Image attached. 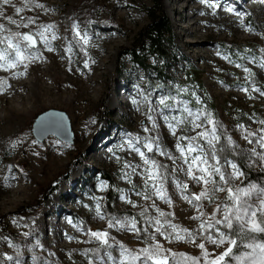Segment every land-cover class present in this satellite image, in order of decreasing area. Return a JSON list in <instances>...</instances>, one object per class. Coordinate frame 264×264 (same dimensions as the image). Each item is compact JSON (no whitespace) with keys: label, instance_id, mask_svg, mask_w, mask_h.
Returning a JSON list of instances; mask_svg holds the SVG:
<instances>
[{"label":"rangeland","instance_id":"rangeland-1","mask_svg":"<svg viewBox=\"0 0 264 264\" xmlns=\"http://www.w3.org/2000/svg\"><path fill=\"white\" fill-rule=\"evenodd\" d=\"M48 1L56 2L57 5L51 12L53 18L57 21L61 18L66 19L59 23L62 24L60 27L65 30V33H60L57 36L58 50L65 52L66 55L69 54L64 41L71 44L73 48H77L78 43L67 34L68 30H73L75 24L79 26L81 35L87 36L88 46L93 50L95 56L93 59L77 57L78 64L84 63L82 76L78 77L67 70L64 71V65L68 63V60L59 59L57 52L52 51V65L55 66L56 75L51 79L52 81L46 80L44 85L54 89L58 86L61 87L67 79L76 83L80 89L81 86L84 87L82 85V81H84L87 85L82 88L84 96H80L75 90L73 92L74 101L68 103L65 96L55 95L52 102H38L35 109L23 117H17V120L11 116L13 126L9 124V120H5L1 124V130L11 125L8 132L13 134L11 140L15 142H23V139L27 138L30 143L39 147L54 141L59 146H65L68 151L56 155L52 160L53 171L45 169L47 172H44L42 176L35 177L32 184H29L30 174L27 173L29 163L27 161L18 163L15 160L14 179L23 182L30 189H26V193L20 195V197L27 198L22 204L17 207L7 206V209L0 210V264H89V260L99 262L97 258L112 250L121 259L120 244L133 253L150 246L153 241L149 237L155 232L149 227V222H152L153 219L175 222V219L171 218L172 216L181 222V229H188L196 236L197 244L204 242L211 253L219 254L224 251L228 245L225 244L217 248L208 243L200 235L199 225L203 219L212 215L217 205L221 206V211L216 212V216L222 218L223 205L231 206V202L226 199L227 193L216 192L214 202L208 199L200 201L199 203L206 213L205 217H201L200 220L191 218L199 215L195 206L196 202L189 204L187 200L183 199V196L199 193L204 186L189 179L188 164L176 151L177 137L173 136L168 128L169 123L175 125V120L179 119L184 122L175 125L177 136L192 137L204 130L211 132L213 125L207 122L208 113L216 122V134L220 139L218 142L213 141L211 145L207 142L210 136L205 139H197L196 143L200 145L199 154L208 158L210 164L221 167L222 171L228 175L232 173L230 165L235 163L244 175L239 180H232L233 188L256 186L257 191L252 194L249 202L252 204L253 210L257 211V223L264 226V213L259 212L260 200L264 199V191H261L264 189V160L260 159V156L264 155V149H261L260 145L256 143L262 134L260 130L264 128V124L260 123V121H264V102L259 103L256 99L251 100L244 97L246 93L244 89H257L254 92L264 100V95H261V91H264V67L261 66L264 65L261 63L264 58V0H229L224 8H219L218 4L209 5L212 0H208L206 4L193 3L190 8L187 7V0ZM14 2L15 0H12V3ZM199 6L210 15L205 14L203 10H194L190 14L189 9ZM0 11L3 12L5 23L8 24L2 5H0ZM28 12V9L24 10V13ZM154 20L166 21L169 25V42L165 44L168 57L149 56V68L143 70L132 62L129 51L142 52L148 46L147 29ZM193 24L194 26H192ZM246 28L252 30L246 31ZM92 30L104 34L92 38ZM199 30L201 32L195 35ZM6 32L8 35L10 34L9 30ZM31 32L35 33L36 30ZM208 33L212 35L207 38H213L210 40L214 43L213 48L210 49L212 52L205 53V48L209 47L210 43H202L198 37H204ZM188 40L193 42L197 40L198 43H192L196 45L192 47L195 49L194 52L191 54L187 51L177 52L175 47H184L188 44ZM36 49L30 51L33 52ZM198 54H203L206 59L197 60L196 55ZM70 63L73 65L72 62ZM86 63L87 67H85ZM244 68H248L251 75L244 72ZM158 70L165 75V77L163 76L165 81L159 82ZM190 73L197 74L198 79L195 83L192 81V76H189ZM234 81L236 82L234 83ZM133 82L137 83V88L144 97L147 98L149 94L158 96L155 111L158 112L159 131H146V135L142 133L141 126L144 120L136 117L139 107L146 106V103L139 99L138 93L131 87ZM35 88L32 89V92L37 94L38 90ZM27 94L29 93L26 92ZM242 94L243 97L240 98ZM161 99H165L168 107L159 103ZM5 101L6 99L0 107V113L6 110L7 106L15 105V103L9 102L8 104ZM185 109L193 113L202 111L205 113L198 121L203 124L202 128L193 130L192 124L188 123L192 117H189ZM49 110L66 114L70 121L71 142L62 141L53 135L46 137L41 142L34 138L32 130L36 119ZM114 124L122 127L119 131L121 140L118 146H114L113 143L108 144L113 140L115 134ZM241 125L243 127H240ZM129 128L131 130L126 132L125 130ZM248 132H252L254 135L245 138ZM229 139L232 143H229ZM130 140L134 147L144 152L146 158L165 166L160 169L161 176L156 180V183L163 184L167 199L172 201L171 205L167 203L161 208L160 211L165 213L164 217H160L155 209L161 204L155 202L153 182L145 183L148 165L144 164L137 152L129 149L128 141ZM249 140H252V143H249ZM10 142L8 140L6 144L8 145ZM148 142L153 143V152H148L141 147ZM182 143H187V141ZM157 145L161 151L167 154H157L155 152ZM253 149H255V155ZM88 153L99 155V162L86 161ZM212 154H215L219 160L218 165L216 160L211 159ZM3 156L4 153L0 151V162H3ZM169 156L173 159H169ZM84 164L88 166V170L82 173L80 179L74 180L75 187L68 191V194L73 198L68 201H58L67 206V212L59 216L54 210H51L46 214L45 204L49 197L58 193L62 185L68 179L73 178L70 173L76 167L80 166L81 171ZM125 164L132 167L125 168ZM126 173L127 176H125ZM67 174L69 175L64 180ZM195 174L200 175L198 172ZM213 178L219 182L218 177ZM129 180L131 183L128 182ZM102 182L107 187L104 191H99ZM59 183H61L60 188ZM184 184L188 185L187 192L181 190V186ZM143 195L149 196L150 199H143ZM121 196L132 201L136 206L133 207L126 200H121ZM94 197L97 199H93ZM9 199L15 201L17 197L14 193L9 195L0 193V203H7ZM165 201L167 202V200H162V202ZM98 203L100 215L104 219H100L96 214ZM16 218H18V222L14 220L15 224L6 226L5 223L8 219ZM39 218L46 220V223H54L55 228L57 227V231L51 228L45 231L47 237L51 236L52 240H55L53 245L46 249H41L38 246V244L42 245L45 240L39 237L35 243L34 238L32 239L28 232L23 233V230L27 231L28 226L37 222ZM125 218L127 222L135 219L141 236L136 235V237L130 238L123 236L118 230H114L115 227H108L109 222L116 223V221H123ZM215 227L211 230L213 235H215ZM235 227L239 229V223H235ZM63 229L70 233L76 231L79 235L84 233V237L91 240L85 244L86 250L74 249L61 252V247L70 244L73 246L77 242L71 241L69 238L62 239L61 230ZM89 230L107 232L112 247L107 250L101 248L99 242L85 234ZM164 231L171 233V229L167 227ZM221 231H227V229L221 228ZM229 235L237 240L238 247L233 249L228 264H251V258L258 257L259 250L253 252V249L246 245L264 243V233L250 232L246 226L243 232L229 233ZM157 241L164 249L169 250L163 253L168 256V264H192L184 257L175 255L178 253L195 257L199 264H204L201 250H198V247L192 243L193 248L190 247V243L178 242L175 239H172L171 242L164 238ZM94 249H99V252L94 253L92 251ZM5 250H7L6 253ZM85 252L87 255L84 254ZM84 256L86 259H81Z\"/></svg>","mask_w":264,"mask_h":264},{"label":"snow or ice","instance_id":"snow-or-ice-1","mask_svg":"<svg viewBox=\"0 0 264 264\" xmlns=\"http://www.w3.org/2000/svg\"><path fill=\"white\" fill-rule=\"evenodd\" d=\"M200 2L206 4L208 3V0H200ZM11 3L12 0H0V5H10ZM22 4L23 7L15 8V11L18 15L25 9L31 11L32 8L41 9L45 7L42 3L36 2V0H22ZM229 11H231V9H229ZM0 16H3L2 11H0ZM6 19L8 24L16 25V27L18 28H28L29 25H35L36 23L33 17H28L26 20L24 17H21V21H24L23 23L17 22L11 16L6 17ZM52 28L53 25H39L37 26V31L35 33L31 31H16L10 32V34L7 36L0 37V44L6 45V48L0 50V72H11L10 78L12 79L25 75V72H17L16 69L23 67L25 70H27L28 63L26 61L37 59V55L34 52L30 51L37 48V37L39 38V43L43 44L47 51H53V48L50 46L48 36L46 35L47 33L52 31ZM251 30V28H246V31ZM4 31L8 30L6 29L4 24H0V32ZM73 32L75 36L82 39L85 44L88 43L87 36H82L75 24L73 25ZM51 39L55 40L57 39V37L55 35H52ZM70 50L71 49H69V51ZM261 66L264 67V65ZM85 67H87V63L85 64ZM237 67L240 66L237 65ZM243 70L244 72L251 75V72L248 68H244ZM8 87H10L8 78H0V94H3V92ZM256 90L257 89H253V91ZM244 91H247V89H244ZM261 95H264V91H261ZM159 103L161 105H164L165 107H168L165 99H161ZM185 111L188 112L189 117H192V119L188 121V123L192 124L193 130L203 127L202 123H198V121H200L201 119V116L205 115L203 111L200 113H193L188 109H185ZM148 119L153 120V117L149 115ZM165 120H167V117H165ZM183 122L184 121L182 120L176 119L175 125H179ZM207 122L213 125L211 132H209L208 130L200 131L196 136L192 137H185L183 135L177 136L176 126L172 123L168 124V128L171 134L177 137V143L175 145L176 151L180 153V156L183 157L185 162L188 164L187 175L189 179L194 180L197 183H201L204 186L199 193H193L190 196H183V199L187 200L189 204H192L194 201L196 202L195 206L196 210L199 212V215L193 216L191 218L194 220H200L201 217H205L206 213L204 212L202 205L199 203L200 201H202L203 199H208L209 201L214 202V194L216 192L227 193L226 199L231 202V206H229L228 204L223 205L222 218H217L216 216V212L221 211V206L217 205L212 215L202 220L199 228L200 235L203 236V238L208 243L215 245L217 248H220L225 244H227L228 247H226L224 251L220 252L219 254L211 253L206 248L204 242L198 244L196 243L197 238L192 232H189L188 229H181L177 225L172 224L167 220L162 222L160 219H155L154 224L151 221L149 222V227L152 228L153 232L160 235L169 242H171L172 239H175L178 242H188L194 244L201 250L204 264H228V259L232 256L233 249L235 247H238L237 240L231 238L229 233L243 232L246 226L247 230L250 232L264 233V226H261L260 223H257V211L253 210L252 204L249 202L252 194L257 191L256 186L253 185L251 186V188H233L231 186L232 180H239L244 175V173L237 168V165L235 163H232L230 165L232 168V173L231 175H228L226 172L222 171L221 167L210 164L208 158L199 154L200 145L196 143L197 139H205L210 136V139L207 140L210 145L213 141L218 142L220 139V137L216 134V122L212 119L210 113L207 114ZM260 123L264 124V121H260ZM153 127H156L154 121ZM240 127L243 126L241 125ZM145 131H148V129L145 128ZM260 131L262 134L260 135L256 143L260 145L261 149H264V128H262ZM253 135L254 133L248 132L245 138ZM183 141H187V143H182ZM229 143H232L230 139ZM249 143H252V140H249ZM128 145L129 149L131 151L137 152L143 160L144 164L148 165L147 180L145 183L147 184V181H152V187L155 191L156 197L160 200H167L168 204L171 205L172 201L170 199H167L163 184L156 183V180L161 176L160 169L165 166L159 165L155 160L146 158L144 152H141L139 148L134 147L131 140L128 141ZM144 147L148 150V152L154 151L152 142L145 143ZM155 152L159 155L167 154L164 151H161L158 145L155 148ZM253 154H256L255 149H253ZM168 158L173 159V157L171 156H169ZM211 159L216 160L217 165L219 164V160H217L215 154H212ZM260 159L264 160V155L260 156ZM124 167L129 168L132 166L129 164H125ZM133 171H135L134 168ZM197 172L200 173V175H196L195 173ZM125 176H127V173L125 174ZM213 177H218L219 182H217V180H215ZM128 182L131 183L130 180ZM106 187L107 185L102 182L100 184L99 191H104ZM181 190L182 192H187L188 185H182ZM261 191H264V189H261ZM137 194L139 195V193ZM93 199L97 198L94 197ZM120 199L126 200L124 196H121ZM143 199L148 200L150 199V197L147 195H143ZM126 202L132 204L133 207L136 206L130 200H126ZM156 211L158 212V215L160 217L165 216V213L160 211L159 209H156ZM259 212L264 213V199L260 200ZM96 214L100 219H104V217L100 215L99 203L97 204ZM234 222L239 223V229L235 227ZM117 226H119L120 228H130L133 234L139 235V230L136 227L135 219L131 220L130 222L116 221V223L109 222L108 224L109 228ZM166 227L171 229V233H166L164 231ZM214 227L215 235H213L211 232ZM221 228L227 229V231H221ZM181 233H185L186 235H182ZM85 234L88 237L99 242L101 248L105 250L112 247V245L109 243V234L105 231L89 230ZM149 238L153 241V243L148 247L138 250L136 253H133V251L129 250L123 244H120L119 248L121 249V259L118 262L113 261V264H135V262L137 261H139L140 264H168V256L163 255V253L169 250L163 248V246L156 240V236L152 235ZM69 239L72 238L69 237ZM84 242L89 243L91 242V240H87ZM246 247L252 248L253 252H255L257 249L259 250L258 257L254 256L251 258V264H264V243L250 244L246 245ZM92 251L94 253H98L99 249H94ZM84 254L87 255V252H85ZM105 254H107V252ZM175 255L184 257L185 260L191 261L192 264H199L198 259L195 257L186 256L184 253H178ZM7 258L12 259L11 257ZM109 259L111 260L112 257L109 256ZM89 264H92L91 260H89ZM100 264H103V261H100Z\"/></svg>","mask_w":264,"mask_h":264},{"label":"bare ground","instance_id":"bare-ground-1","mask_svg":"<svg viewBox=\"0 0 264 264\" xmlns=\"http://www.w3.org/2000/svg\"><path fill=\"white\" fill-rule=\"evenodd\" d=\"M36 2L42 3L45 7L41 8V9L32 8L31 11L28 10L29 11L28 13H24V11H23L19 15L16 13L15 8L16 7H23L22 0H15V2L10 4V5H2L4 7V10L6 12L5 15L7 17L13 15L12 18L19 23L24 22V21H21V17H24L25 20L28 17H33L36 21L35 25H29L28 28H23V27L18 28V27H16V25L6 24L4 16L0 17V24H4L6 29H8L10 32H16V31L27 32V31H34V30L37 31V26H39V25H53L52 31L46 34L48 36L49 41H50V46L53 48V51L57 52L59 59H61V60L67 59L68 60V63L66 65H64V71L67 70V71L71 72L73 75L81 77L82 76V67L84 66V63L82 62V64H78L77 57H81L82 59L89 57V58L93 59L95 56L93 53V50L88 46V43L85 44L82 39L77 38L75 36L73 30L72 31L68 30L67 34L70 37H72V39H74L78 43V46H77V48H73L71 46V44H69L67 41H64L63 43H64L65 47L68 50L69 49H71V50L69 51V54H67V55L65 54V52H60L57 48L56 39L52 40L51 37H52V35H55L57 37L60 33H65V30L60 27V25H62V24H59V23L66 20V19L63 20L61 18V20L57 21L53 18V13H51V12H52V10H54V8H56V6H57L55 4L56 2L55 3L49 2L48 0H36ZM187 2H188L187 7L190 8L193 3L200 2V0H187ZM226 2H229V0H222V1L212 0V2H209L210 3L209 5L218 4L219 8H224L226 5ZM112 8H114V6H112ZM189 10H190V14L193 13L194 10H197V11L203 10L205 14L210 15L201 6H199L198 8L192 7V9H189ZM187 13L189 14V12H187ZM205 23H208V22L205 21ZM192 26H194V24ZM77 29L79 30V26H77ZM196 32H195L196 33L195 35H198V33H200L201 31L199 30ZM101 34H102V32L96 33L94 30L91 31V37L92 38L98 37ZM7 35L8 34L6 31L0 33V37L7 36ZM210 35H212V34L208 33L204 37H198L202 43H210V46L205 48V53L212 52L210 49L213 48L214 42H212V40H210V39H213V38H207ZM187 43L188 44L185 45L186 47L185 46L184 47L182 46L181 48L175 47L176 51L179 53H181L183 51H187L189 54L193 53L195 49L192 47H195L196 45H193L192 43H198L197 40H195V42L188 40ZM4 48H6V45L0 44V50H3ZM196 49H198V48H196ZM33 52L37 55V59L32 60V61H26L28 63L27 70H25L23 67L16 69L17 72H21V71L25 72V75L20 76L18 78H15V79H17L16 81H15V79L10 78L11 72H0V78H8V83L10 85V87H8L3 92V94H0V107L2 106V103H4V99H6L5 103H8V104H9V102L15 103L14 106L9 105L6 107V110H3L0 113V151L4 153L3 162H0V193H3L4 195H9L10 193H14V195L17 197V199H15V201H12L11 199H9L7 203L1 202L0 203V210L1 209H7L6 208L7 206L8 207H11V206L17 207L18 205L22 204L25 201V199H27L25 197H20V195L22 193L23 194L26 193V191L30 188L26 187V185L23 182L14 179V175H15V173H14V169H15L14 162H15V160H17L18 163L25 162V161H27L29 163L27 173H28V175L30 174L29 184H32V183H34L35 177L42 176L44 174V172H47V171L52 172L53 171L52 160L54 159V157L56 155H59L61 153H67V151H68V149H66L65 146H59L54 141L51 142L50 144L45 145V146L36 147L32 143H30L27 138L23 139V142H15V141L11 140V138H13V134L9 133L8 131L10 130L11 125L13 126L14 124L11 121L10 117L13 116V117H15L14 120H17V117H23V116L27 115L28 113H30L33 109H35L38 102H40V103L41 102L42 103L52 102L54 100L55 95L65 96V98L67 100L66 102L69 103L75 98V95H73V92L75 90L80 96H84V94L82 93V88L87 87V85L84 83V81H82V83H83L82 85L84 87L81 86V88L78 89L79 86H77L76 83H74L70 80H67V79H65V81L61 87L58 86L57 88H54V89H50V88L46 87L44 85L46 83V80L52 81L51 79L56 75L55 66L52 65V61H53L52 52L47 51L45 46L43 44L39 43V38H38L37 49L33 50ZM196 59L202 60V59H206V57L203 54H198V55H196ZM70 62H72L73 65H71ZM254 62L257 63V61H254ZM261 63L264 64V58L262 59ZM57 68L60 69V67H57ZM61 72H63V71H61ZM241 78L243 79V76ZM235 82L236 81H234V83ZM35 87H37V88H35ZM131 87L134 90H136V92L139 95V99H141L144 103H146V106H140L139 107L138 115L136 117V118H140V120H144L143 125L141 126L142 133L144 135H146L145 128L148 129V132L159 131L160 130V127L158 126L159 125V119L157 118L158 112H157V110L155 111V106L158 103V101H157L158 96L154 95V94H149L147 96V98H146V96L144 97L142 95L141 91L138 90L136 82H133ZM33 88L38 90L37 94L32 92ZM26 92H28L29 94L26 95ZM111 97H112V95H111ZM242 97H243V94L240 96V98H242ZM244 97L245 98L247 97V99L250 98L251 100L256 99V101L259 103L264 102L263 98L258 96V94L256 92H254L253 90L247 89ZM109 111H111V110L109 109ZM149 115H151L153 117V120L148 119ZM155 115H156V117H154ZM5 120H9V124H11V125H8V127L1 130V124ZM153 121L156 124L155 128L153 127ZM133 124H134V122H133ZM113 127L115 129L114 130L115 134L113 135V140L110 141L108 144L113 143V144H115L114 146H118L120 144V140H121V136L119 135V131L121 130L122 127H120V125H116V124H114ZM128 130H131V129L129 128V129H126L125 131L127 132ZM8 140H10L11 142L7 145L6 142ZM141 147L144 148L145 150H147L144 147V145H142ZM98 157H99V155H93L92 153H88L86 161L92 160L93 163H98L99 162ZM45 161H48V162H45ZM82 166L83 167H81V171H80V166H79V167H76L72 171V173H70V176L73 178L68 179L67 182L62 185V187L60 185L62 182L58 184V186L60 185L59 188L61 187V189L58 190V193H56L55 195H52L47 200V203L45 204V208H46L45 213L46 214H48L49 211H51V210H54V212L57 213L59 216H61L65 212H67V210H66L67 206L62 205L58 201H63V200L68 201V200H71L73 198L71 195L68 194L69 189L74 188L76 185V183H74V180L80 179L81 176L83 175L82 173L84 171L88 170L87 165L84 164ZM68 175L69 174L65 175L64 180L66 179V177ZM97 176H98V174H97ZM94 181H96V179H94ZM155 202L161 204L159 207H155V209H159V210H161V208L163 206L167 205V203H168L166 201L162 202V200L158 199L157 197H155ZM92 208L94 209V206H92ZM171 218L175 219V222H171V223L177 225L180 228L182 225L181 222L178 221V219H176L175 216H172ZM14 220H15V222L19 221L18 218L8 219L5 223L6 226H10V224H15ZM84 221H85V219H84ZM125 221H127L126 218L121 222H125ZM128 221H130V220H128ZM86 222L88 223V221H86ZM154 222H155V219L152 220L153 224H154ZM63 226L65 227L66 224L64 223ZM28 227L29 228L27 229V231L23 230V233L28 232L30 234V237H32V239L34 238L35 243H37L39 237L41 239L45 240L42 245L38 244V246H40L41 249L49 248L51 245H53V242H55V240H52L51 236L47 237L45 234V231L47 229H50V228L54 231H57V227L55 228L54 223H48V222L46 223V220L44 221L41 218H39L37 220V222L32 223ZM58 229H60V228L58 227ZM114 230H118L123 236H128L130 238L136 237V235L132 234L131 229L127 228V227L120 228L119 226H117L114 228ZM61 231H62V234H61L62 239L71 237L72 238L71 241H77L75 244H73L74 247L71 244L66 245L64 247H61L60 248L61 252L62 251L68 252V251H72L74 249L81 250V251L86 250L87 246L85 245L86 243L84 241H87L88 239L84 237V233L82 235H79L76 231H73L72 233L66 231L65 229H63ZM153 234L157 237L156 233H153ZM182 235H186V234L183 233ZM137 236H141L140 233ZM128 237L126 238V240L128 239ZM162 239H163V237H157L156 240H162ZM132 245L136 246L134 244H132ZM190 247H192L191 243H190ZM197 249L200 250L199 248H197ZM6 251L7 250H5V253H6ZM109 256L112 257L111 260L109 259ZM81 259H86V257L84 256ZM97 259L99 262L95 261V262H92V264H100V261H103V264H113V261L118 262L120 260V258L118 257V255L115 253L114 250L110 251L108 254H105L104 256H101ZM135 264H140V262L137 261V262H135Z\"/></svg>","mask_w":264,"mask_h":264},{"label":"trees","instance_id":"trees-1","mask_svg":"<svg viewBox=\"0 0 264 264\" xmlns=\"http://www.w3.org/2000/svg\"><path fill=\"white\" fill-rule=\"evenodd\" d=\"M148 37V46L143 49V51L131 50L129 51V56L134 64L139 66L141 69L149 68V59L148 57H158L166 58L168 57L166 53L165 44L169 42L170 37V28L166 21H156L151 24L147 29ZM196 73H190L189 76H192V81L195 83L198 76ZM165 75L158 70V80L159 82L165 81ZM113 201V200H111Z\"/></svg>","mask_w":264,"mask_h":264},{"label":"water","instance_id":"water-1","mask_svg":"<svg viewBox=\"0 0 264 264\" xmlns=\"http://www.w3.org/2000/svg\"><path fill=\"white\" fill-rule=\"evenodd\" d=\"M33 136L41 142L46 137L53 135L58 139L71 142L70 121L65 113L49 110L38 116L33 125Z\"/></svg>","mask_w":264,"mask_h":264}]
</instances>
